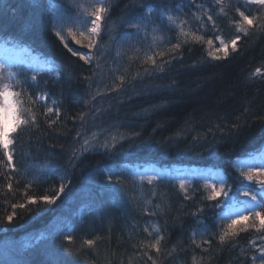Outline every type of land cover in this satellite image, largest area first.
<instances>
[{"label":"trees","instance_id":"16d2710c","mask_svg":"<svg viewBox=\"0 0 264 264\" xmlns=\"http://www.w3.org/2000/svg\"><path fill=\"white\" fill-rule=\"evenodd\" d=\"M62 1L64 7L69 5ZM151 1L155 7L157 0ZM144 2L113 0L107 21L111 38L105 40L104 35L102 47L119 35L125 19L145 14L139 7ZM182 2L180 14L187 21L182 27L188 35L178 34L182 46L175 58L171 53L159 58L156 64L160 67L155 69L151 64L136 63L115 91L104 84L97 94L93 68L72 56L55 35L51 0H0V44L40 53L61 73L38 75L25 65L14 69L17 76L10 82L17 90L19 79L27 81L23 86L33 98L41 91L49 95L36 104L24 97L25 107L37 114V123L14 134L16 171L0 165L4 173L0 175V241L45 232L51 224L67 220L72 240L62 233L55 236L54 256L69 254L72 264H152L144 252L156 264H177L182 259L187 264H251L257 252L249 241L255 240L257 246L264 243L258 238L264 233L252 229L224 244L211 237L217 245L211 260L205 250L191 245V230L198 225L217 230L218 210L229 202L225 197L208 200L210 193L200 183L186 199L173 178L160 182L153 198V219L159 221L165 235L160 251L142 246L149 238L145 203L138 199L137 180L123 168L214 165L231 178L236 173L233 162L264 144V30L253 27L248 35L239 33L237 50L224 59H214L208 55L206 42L212 34L231 36L236 32V23L230 20L233 13L218 15L220 27L213 29L204 21L192 20L189 14L194 4ZM257 13L264 15V9ZM193 34L203 36V41L194 42ZM258 68L260 74L253 75ZM33 75L35 82L30 79ZM46 106L59 108L60 116L46 119ZM49 120L56 123L49 126ZM97 132L101 148L83 151L85 137L90 140ZM117 175L120 183H116ZM29 182L31 187L26 189ZM61 183L66 185L62 194L58 191ZM25 191L39 203L27 204ZM44 195L58 198L47 205L39 199ZM18 203L26 207L15 209L9 222L6 217L13 212L11 205ZM86 204L92 206L86 208ZM88 239L95 244H84ZM41 246L37 244L28 253L33 264L38 263L33 258L40 254Z\"/></svg>","mask_w":264,"mask_h":264},{"label":"rangeland","instance_id":"374dc122","mask_svg":"<svg viewBox=\"0 0 264 264\" xmlns=\"http://www.w3.org/2000/svg\"><path fill=\"white\" fill-rule=\"evenodd\" d=\"M69 5L64 7L62 4V0H51V4L54 12V22L57 20H61V23L65 29V42L71 41V37L67 35V28L72 27L74 32H77V36L79 38V31L84 30L81 27L80 21L86 18L85 10L88 12L91 11L90 5L96 4V0H65ZM194 4L193 13L189 14V17L194 21H204L205 26H212V22L207 20V14L213 16L215 21V29L220 27V19L217 21L218 15H225L219 12L220 5L215 4V0H189ZM113 0H104V6L110 8ZM154 3L151 0H145L143 4L149 5L156 9L157 6L167 3L170 8L176 9L174 14L179 16V20H184L185 17L183 14H180V10L183 6L182 0H157L155 3L157 5L152 6ZM201 5V8H197L196 5ZM140 5V4H139ZM177 6H179L177 8ZM251 6L256 9H244V7ZM136 7V5H133ZM225 13L230 11L233 13V18L230 19L232 21H238L240 19L239 14L236 12L237 8H240L241 11H244L246 15H257V9L259 10L261 7L258 5H248L243 0H224L223 4ZM264 9V8H262ZM145 14L147 13V9H144ZM251 12V13H248ZM120 13V12H119ZM110 14V12H109ZM105 17L102 21V31L99 37L96 38L97 45L95 48L89 50L86 47H82L81 45L75 44L74 41L69 43V47L73 48L76 51H79L82 55L93 56V59L86 63L90 67L93 68V72L95 74V90L97 94L100 93L105 86L117 88L116 86L120 85L122 82L118 79V77L123 76L124 80L126 76L131 71V68L136 63H142L144 65H150L149 62H146L147 56L151 55L156 60L162 58L158 55L160 51L165 52V56L169 54L167 51L168 48L171 47L173 43L179 42L178 34L180 33L179 29L174 25H169L166 20L157 19V13L154 11L152 16L148 19L146 27H143L140 31H137L136 28L130 27L129 23L126 22L129 19H125L124 24L119 26L120 31H118L119 35L110 42L106 41L103 47L101 46V39L106 35V39L111 38V33L107 32V21L109 15ZM133 17L132 20H129L131 23H139L140 18ZM195 16H199L200 20L195 19ZM94 18V17H93ZM228 20V21H230ZM179 22V21H178ZM112 25V24H111ZM91 27V25H88ZM218 26V27H217ZM235 27V25H232ZM57 27H61V24H57ZM156 29L154 32L153 29ZM175 31V32H174ZM177 33V34H176ZM220 35L225 42H230L232 38L236 35H240L237 32L232 33L231 36H227L223 33L217 34ZM212 34L209 38L214 41L213 48L219 46V42L215 40V36ZM115 35L113 34L112 37ZM179 36H182L181 34ZM86 43V41H85ZM238 46V43H237ZM209 49V46H208ZM233 52L231 50V46L229 45L228 55ZM222 58L223 53H218ZM0 63H4L6 65V71L4 73L5 79L7 80V71H14L15 67L18 65H25L29 69H32L34 73L41 75L42 73H56L55 70H58L54 64L47 58H45L42 54L31 51L29 48H20L14 46H4L0 45ZM141 64V65H142ZM140 66V65H139ZM14 77L11 78L13 80ZM123 80V81H124ZM105 84V86H104ZM87 139V137H85ZM100 144H102V139L100 137V133L97 132L90 136L88 150L97 151L101 148ZM235 175L229 178V175L226 174L225 170L218 166H194V165H172V166H157V165H149L144 168L127 165V167L123 168L125 174L128 176L131 175L133 178L137 180L138 190L136 191L138 195V199L142 200L145 204L143 209H145V214L147 216V225L148 231L147 234L149 236V232L152 233L148 238L149 243H153L154 239L157 235H160L165 238L164 233L162 232V227L159 221L153 219L156 211L153 204L154 196L158 192L159 183L166 181L168 178H173L176 185L179 187V190L185 194L186 196H190L193 193L194 187L196 183H200L203 186L206 184L215 183L217 189L220 187V182L222 181L225 187V190L228 191V197L226 198L229 202L228 205L230 207H223L218 210L220 215H229L232 213H237L242 211L246 206L240 202L246 201L247 198L243 196L244 191H255L258 195V199L261 203H264V193L260 192L258 184L254 181L246 180L242 175L241 171L246 170L247 165H252L253 167L260 168L264 167V144L260 146L256 151L246 155L244 157L238 158L233 162ZM122 169V170H123ZM114 171H117L116 168H113ZM110 174L111 170H108ZM120 171V170H119ZM159 174V178L154 180L152 184H148L145 179L143 182L140 181L139 176H155ZM185 180V188H180V181ZM205 188H207L205 186ZM209 193L210 189L207 188ZM217 198H223V196H218ZM91 202V201H89ZM87 202V203H89ZM227 202V203H228ZM250 204L251 201H248ZM92 205L86 204V208H90ZM264 213V208L257 209ZM245 215L248 213L245 212ZM67 220H59L54 224H51L50 229L45 232L40 233H29L24 236H19L17 238H5L0 241V264H33L31 260H29L28 253L34 248L37 244H41L40 254L33 258L37 264H72L71 255L63 254L61 257L60 253L57 257L54 256L55 248L53 246V239L55 236L59 234L68 235L72 229H66L69 221ZM219 225H217L216 229H210L207 226L198 225L190 232V240L191 245L196 246V244L200 245V248L208 254V259L212 256V252L216 250L217 245L214 241L211 240V237L218 239L220 226L227 223L226 220L219 219ZM158 228L159 232L157 233L155 229ZM203 236L200 235V232L204 230ZM43 231V230H40ZM195 235V244L193 243V233ZM162 239V240H163ZM161 240V241H162ZM207 240L210 243H204ZM219 241V239H218ZM147 242V239L144 240ZM147 242V243H148ZM57 251V249H56ZM60 251V250H59ZM58 252V251H57ZM32 256H30L31 258ZM213 257V256H212ZM51 259V260H47ZM64 259V260H62ZM77 259V258H76ZM76 259L73 260L76 262ZM211 260V258L209 259ZM177 264H187V261L182 259Z\"/></svg>","mask_w":264,"mask_h":264},{"label":"snow or ice","instance_id":"6c2138e0","mask_svg":"<svg viewBox=\"0 0 264 264\" xmlns=\"http://www.w3.org/2000/svg\"><path fill=\"white\" fill-rule=\"evenodd\" d=\"M194 2V0H193ZM246 3L249 5H258L261 8H264V0H246ZM216 5H220L219 12L226 15L223 4L224 0H215ZM139 7L143 9H147V13L140 17L139 23H129L130 27L136 28L137 31H140L143 27H146L148 19L152 16L153 12L157 13V19L166 20L169 25H174L176 28L179 29L181 35L187 36L188 33L184 32L183 25L187 23V21L179 20V16L174 14L176 9L170 8L167 3H163L154 9L153 7L140 4ZM179 6H177L178 8ZM197 8H201V5L197 4ZM91 11L85 10L86 18L80 21L81 27L84 29L79 31L77 36V32L72 30V27L67 28V35L71 37V41L65 42V29L61 23V20H57L53 23V30L55 31V35L60 38L63 46L68 49L72 56L79 57L80 60L84 61L85 63H89L93 56L89 55H82L79 51L74 50L73 48L69 47V43L74 41L75 44L81 45L82 47H86L87 49L91 50L96 47L97 40L96 38L100 36L102 31V21L108 16L110 12V8L104 6V0H96V4L90 5ZM236 12L239 14L240 19L236 21V32L243 33L244 35L249 34V29L253 27L260 28L264 30V15H246L244 11H241L240 8L236 9ZM207 20L212 22V27L215 29V21L213 16L207 14ZM94 17V18H93ZM195 19L200 20L199 16H195ZM179 21V22H178ZM57 24H61V27H57ZM91 25L89 27L88 25ZM201 27H203V23H201ZM153 31L155 32L156 29L154 28ZM240 35H236L234 38L230 40V42H225V40L220 36L216 35L215 40L219 42V46L213 48L214 41L212 39L207 40V45L209 46L208 55L213 57L214 59H221L222 57L218 55V53H223V57L226 58L228 56V49L229 45L231 46V50L235 52L237 50V43L240 40ZM203 36H198L193 34V41L200 42L203 41ZM86 41V43H85ZM187 41H185L186 43ZM181 43H173L170 48H168V52L174 54L181 48ZM160 57L165 55L164 51H160L158 53ZM146 62H149L153 69L160 67L156 64V60L153 56H147ZM167 63V62H165ZM6 65L4 63H0V151L3 153L4 159L0 160V165H3L5 168L10 169L11 171L15 172L16 168L13 163V149L12 146L15 144V136L18 130H22L30 125L35 126L37 123V114L33 112L31 107H25V100L24 97H27V102L29 104H36L37 102L46 101L48 98V93L46 92H39L35 98L31 94H29L28 89L25 88L23 85L27 81H20L17 79L16 84L20 85V89L17 90L16 87L10 82L11 78L17 76V73L13 71H7V80L5 79ZM56 75H61L59 70H55ZM148 69H145L147 72ZM261 70L258 68L253 75H259ZM31 81L35 82L37 77L35 75L31 76ZM87 79V78H85ZM118 79L123 82L124 77L120 76ZM116 87H119L118 85ZM113 90L115 91L116 88L114 87ZM55 115L57 118L60 116L59 108H54L53 106H46L43 111L44 117L47 119L48 117ZM83 119V117H81ZM49 126L56 123L55 120L48 121ZM89 146V140L84 139L83 143L81 144V149L83 151H87ZM107 147V143L103 145ZM75 152L73 153V157H75ZM0 175H4L3 172H0ZM241 175L248 181H254L259 186L260 192L264 193V167L256 168L252 165H247L246 170L241 171ZM9 181L11 180V176L6 177ZM159 178V174L152 176H144L140 175L139 179L143 182L145 179L147 180L148 184H152L154 180ZM109 182L113 180V176L109 174L107 176ZM119 175L116 176V183H120ZM185 180L180 181V188H185ZM207 188H209L210 194L206 197L208 200H215L218 196H223L225 198L228 197V191L225 190L224 184L221 181L220 187L217 189L215 183L213 184H206ZM31 187V182L26 185V189ZM66 185L61 183L59 186V193L62 194L65 190ZM7 189L9 191L12 190V183L9 182L7 184ZM243 196L247 198L246 201L240 202L246 205L242 211L237 213H232L229 215H220L218 218L220 220H226L227 223L220 226L219 231V242L221 244L228 243L230 240H235L236 237L239 236L241 232H247L250 229L255 230L257 233H264V213L258 211L259 208H264V203H261L258 199V195L255 191H244ZM25 199L27 204L36 205L39 203L37 198L33 196H28L27 191H25ZM58 196L56 195H44L39 199L43 201L47 205H51L55 203ZM188 198L187 196L185 197ZM248 201H251L249 204ZM13 212L6 217V219L11 222L13 217L16 215L15 209L20 208L24 209L26 207L25 203H18L11 205ZM225 207H230V205L225 204ZM247 212L248 214L245 215L244 213ZM200 232V235L203 236L204 231ZM145 231H148L146 228ZM155 231L158 233L159 229L156 228ZM152 233L149 232V236ZM195 235L193 233V243L195 244ZM262 242H264V234L258 237ZM66 240L71 242L72 237L68 235L65 237ZM163 239L162 236L157 235L154 239L153 243H143L142 246L149 249H155L157 253L160 251V244L161 240ZM204 243H210L209 241L205 240ZM250 244H252L256 248L257 254H254L251 257V264H264V243L257 246L255 240H250ZM84 244L91 247L95 244V241L92 239H88L84 241ZM196 247H200L199 244H196ZM144 255L148 257V260L152 261V264H156L152 257L148 255L147 252H144ZM195 261V257L193 258ZM62 264V262H61Z\"/></svg>","mask_w":264,"mask_h":264}]
</instances>
